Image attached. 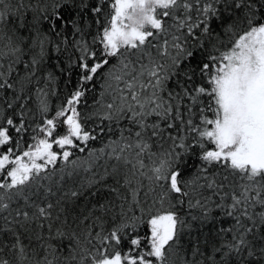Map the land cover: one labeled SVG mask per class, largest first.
<instances>
[{
	"label": "snow or ice",
	"instance_id": "obj_1",
	"mask_svg": "<svg viewBox=\"0 0 264 264\" xmlns=\"http://www.w3.org/2000/svg\"><path fill=\"white\" fill-rule=\"evenodd\" d=\"M0 264H264V0H0Z\"/></svg>",
	"mask_w": 264,
	"mask_h": 264
}]
</instances>
